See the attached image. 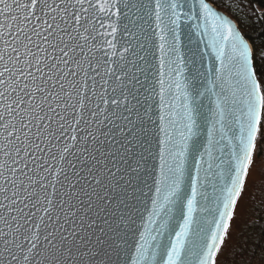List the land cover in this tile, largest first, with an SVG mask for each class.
Segmentation results:
<instances>
[{
    "label": "snow or ice",
    "instance_id": "6c2138e0",
    "mask_svg": "<svg viewBox=\"0 0 264 264\" xmlns=\"http://www.w3.org/2000/svg\"><path fill=\"white\" fill-rule=\"evenodd\" d=\"M0 264H264V66L206 0H0Z\"/></svg>",
    "mask_w": 264,
    "mask_h": 264
},
{
    "label": "trees",
    "instance_id": "16d2710c",
    "mask_svg": "<svg viewBox=\"0 0 264 264\" xmlns=\"http://www.w3.org/2000/svg\"><path fill=\"white\" fill-rule=\"evenodd\" d=\"M206 1L237 23L241 34L252 47L257 68L264 66V59L257 55L264 53V0ZM247 233L258 235L259 228H248Z\"/></svg>",
    "mask_w": 264,
    "mask_h": 264
},
{
    "label": "water",
    "instance_id": "95a60500",
    "mask_svg": "<svg viewBox=\"0 0 264 264\" xmlns=\"http://www.w3.org/2000/svg\"><path fill=\"white\" fill-rule=\"evenodd\" d=\"M206 2H207V1H206ZM207 3H209V2H207ZM209 6H210L214 11H216L218 14H220V15L224 16L226 19H228V20L230 21V23L234 26L235 30L238 31V32L241 34V32H240V30H239V28H238V25H237V23H236L234 20H232L229 16H227V15L224 14L223 12L217 10L212 4L209 3ZM241 36L243 37L242 34H241ZM243 39H244L245 42L248 44L249 49L253 52L250 43H249L244 37H243Z\"/></svg>",
    "mask_w": 264,
    "mask_h": 264
}]
</instances>
